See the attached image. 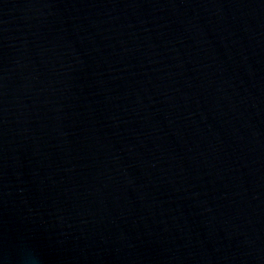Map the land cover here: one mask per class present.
<instances>
[{
	"label": "water",
	"instance_id": "obj_1",
	"mask_svg": "<svg viewBox=\"0 0 264 264\" xmlns=\"http://www.w3.org/2000/svg\"><path fill=\"white\" fill-rule=\"evenodd\" d=\"M0 264H264V0H0Z\"/></svg>",
	"mask_w": 264,
	"mask_h": 264
}]
</instances>
